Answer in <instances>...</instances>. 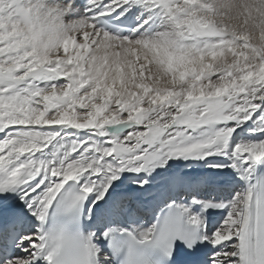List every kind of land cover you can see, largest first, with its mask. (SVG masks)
Masks as SVG:
<instances>
[{
  "label": "snow or ice",
  "instance_id": "snow-or-ice-1",
  "mask_svg": "<svg viewBox=\"0 0 264 264\" xmlns=\"http://www.w3.org/2000/svg\"><path fill=\"white\" fill-rule=\"evenodd\" d=\"M0 264H264V0H0Z\"/></svg>",
  "mask_w": 264,
  "mask_h": 264
}]
</instances>
